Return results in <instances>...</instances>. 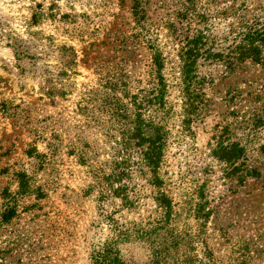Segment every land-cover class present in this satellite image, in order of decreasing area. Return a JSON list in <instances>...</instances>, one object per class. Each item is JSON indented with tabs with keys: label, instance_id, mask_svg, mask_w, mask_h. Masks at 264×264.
Segmentation results:
<instances>
[{
	"label": "rangeland",
	"instance_id": "rangeland-1",
	"mask_svg": "<svg viewBox=\"0 0 264 264\" xmlns=\"http://www.w3.org/2000/svg\"><path fill=\"white\" fill-rule=\"evenodd\" d=\"M35 2L50 6L54 14L40 26L43 34L69 42L64 30L74 29L70 44L76 66L68 76L57 75L58 57L26 32ZM138 2L134 16L129 0H0V264H90L94 246L112 234L107 216L116 220L112 228L147 230L118 241L125 264H264V157L256 152L264 142V126L257 127L256 135L249 130L253 114H264V61L233 69L200 63L203 104L188 126L181 114L178 74L173 62L166 65L170 110L161 172L180 210L171 223V232L182 233L180 243L164 230H152V187L145 181L146 168L141 178L135 141L129 142L128 156L120 151L123 133L137 113L152 120L150 96L141 101L150 86L151 44L172 58L182 34L207 28L219 47L227 46L254 2L260 3L264 22V0ZM26 44L35 45L41 58L16 55L14 47ZM51 88L53 95L48 94ZM246 134L252 145L245 161L262 173L239 186L223 178L224 164L210 152ZM31 145L49 154L47 161L29 157ZM122 156L132 166L125 180L135 202L131 209L107 195L99 180ZM17 170L34 176L40 197L17 192L12 175ZM202 184L201 199L211 210L205 233L196 220L186 219L194 206L190 209L194 202L186 200L192 195L199 201L196 186ZM10 199L16 215L3 221Z\"/></svg>",
	"mask_w": 264,
	"mask_h": 264
},
{
	"label": "trees",
	"instance_id": "trees-1",
	"mask_svg": "<svg viewBox=\"0 0 264 264\" xmlns=\"http://www.w3.org/2000/svg\"><path fill=\"white\" fill-rule=\"evenodd\" d=\"M35 1V0H32ZM53 3V2H52ZM129 9L132 15L137 16L139 12L138 0H129ZM189 5V4H188ZM254 8L247 10L243 13L242 23L238 27V31L234 32L232 41L227 46L219 47L214 37L208 32L207 28H195L192 31H187L179 38V44L173 49L174 54L172 58H169L158 45L151 44L149 47L150 61L147 67L149 73V89L146 95H143L141 101H145L148 97L149 104L152 108V120H145L141 113H137L132 124L133 126L128 129L126 133H123V142L120 151L122 155L128 156L131 146L130 141H135V146L139 149V172L142 177H145L143 168L149 173V177L145 178V181L152 187V212L154 216L150 222L152 230H164L166 233H170L172 238H177V242L184 239L179 238L182 233L174 234L171 232V223H173L179 216L180 210H177L175 203L167 190V183L162 175V166L165 160L166 146L165 137L166 130V118L170 107L168 106L169 96V82L165 74L166 65L169 62H173V69L178 74V86L179 96L181 99V114L183 116V124L188 126L190 117L196 113L201 103L203 104V92L204 76H201L198 71L200 63H222L225 66L233 69L237 65L244 62H252L255 64H262L264 61V22L262 19V8L260 3L254 2ZM188 8V7H187ZM30 16L25 20V29L27 34L32 38L41 40L42 45L49 49L48 53L54 54L59 59V71L57 75L68 76L73 72L76 66V51L70 41L73 39L71 34L73 28H65L64 33L68 35V41L56 40L52 34H43V30L40 26L50 18H54V14L50 11V6L45 7L43 3L30 4ZM248 9V8H246ZM66 17V16H64ZM180 35V34H179ZM178 34L175 37L179 36ZM221 45V44H220ZM35 45L26 44L21 47H14L16 55H22L31 60H38L41 58L36 55ZM219 47V48H218ZM230 69V70H231ZM55 92L51 88L48 92L49 95H53ZM60 96L63 95V91H58ZM143 102H141L140 106ZM264 126V114L259 112L254 113L249 130L252 135L257 130V127ZM247 138L233 140V142H227L226 145H218L211 149L210 156L212 159L218 160L223 166V178L231 179L236 185H244L250 178L258 179L262 173L257 167L247 165L245 158L248 146L252 145ZM122 140V141H123ZM52 146V145H51ZM256 152L264 157V142L258 144ZM26 154L29 157L38 159L41 163L47 161L49 154L41 153L36 147L30 146L26 150ZM53 153H50L52 155ZM122 158L116 162L115 167L109 173H103L100 175V183H103L102 189L105 190L107 195L120 198L122 206L124 208L131 209L135 204L129 195V185L126 183V179H130L132 175V166L129 163V159ZM138 162V161H137ZM17 183V192L22 194L31 193L38 197L41 195V185H34L33 175L26 170H17L12 173ZM105 181V182H102ZM206 184L197 185L198 197L192 195L186 200V203L190 204V209L193 206L192 213H189L188 218L196 220L198 226L201 229V233H205L206 226L209 217L211 216V210L207 207L206 200H202L203 196L202 188ZM5 190L3 195H7ZM200 193V196H199ZM196 195V194H195ZM196 195V196H197ZM5 209L1 215L3 221H8L16 215V203L12 200H6ZM106 224L110 225L112 234L108 235L106 239L98 245H95L90 253V264H125L120 258L118 249L116 247L118 241L124 240L128 236H135L139 234H147V230L141 228L140 230H126L112 228L115 225V219L112 217H105ZM109 221V222H108ZM200 233V234H201ZM187 236L186 234L183 237ZM180 243V242H178ZM196 249L192 246V250ZM205 251H208L204 247ZM204 251V252H205Z\"/></svg>",
	"mask_w": 264,
	"mask_h": 264
}]
</instances>
